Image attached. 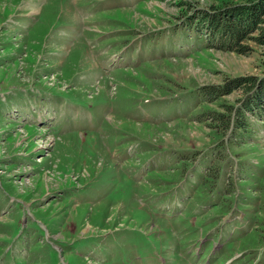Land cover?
Returning a JSON list of instances; mask_svg holds the SVG:
<instances>
[{
	"label": "rangeland",
	"instance_id": "1",
	"mask_svg": "<svg viewBox=\"0 0 264 264\" xmlns=\"http://www.w3.org/2000/svg\"><path fill=\"white\" fill-rule=\"evenodd\" d=\"M223 1L0 0V264H264V117L205 114L264 75Z\"/></svg>",
	"mask_w": 264,
	"mask_h": 264
},
{
	"label": "trees",
	"instance_id": "2",
	"mask_svg": "<svg viewBox=\"0 0 264 264\" xmlns=\"http://www.w3.org/2000/svg\"><path fill=\"white\" fill-rule=\"evenodd\" d=\"M199 17L201 23L206 26L208 44L239 53H247L250 50L248 39L264 46V0H226L219 4H211L209 9L201 10ZM203 88L210 99H215L234 89H241L245 93L239 107L237 106L234 110H231V104L223 102L220 104L227 111L210 108L206 110L205 114H211L208 117L218 122L211 126L213 137L219 136L217 125L227 126L231 124V121L235 126L245 125V119L242 117L237 120V117H231V111L237 110L238 114L245 116L244 110L248 109L264 117V75H236L225 79L222 83L207 84ZM208 124L211 125V122ZM263 232L264 229L256 235L257 237L250 239V242H258Z\"/></svg>",
	"mask_w": 264,
	"mask_h": 264
}]
</instances>
